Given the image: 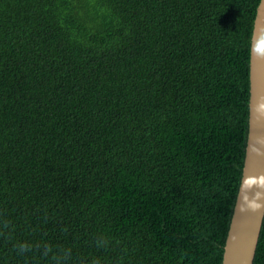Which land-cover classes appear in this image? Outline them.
<instances>
[{
  "label": "trees",
  "instance_id": "1",
  "mask_svg": "<svg viewBox=\"0 0 264 264\" xmlns=\"http://www.w3.org/2000/svg\"><path fill=\"white\" fill-rule=\"evenodd\" d=\"M258 3L0 0V264H222Z\"/></svg>",
  "mask_w": 264,
  "mask_h": 264
},
{
  "label": "water",
  "instance_id": "2",
  "mask_svg": "<svg viewBox=\"0 0 264 264\" xmlns=\"http://www.w3.org/2000/svg\"><path fill=\"white\" fill-rule=\"evenodd\" d=\"M255 10L249 56L247 140L222 264H252L264 217V0H259Z\"/></svg>",
  "mask_w": 264,
  "mask_h": 264
},
{
  "label": "clouds",
  "instance_id": "3",
  "mask_svg": "<svg viewBox=\"0 0 264 264\" xmlns=\"http://www.w3.org/2000/svg\"><path fill=\"white\" fill-rule=\"evenodd\" d=\"M257 51H259V49H257Z\"/></svg>",
  "mask_w": 264,
  "mask_h": 264
},
{
  "label": "bare ground",
  "instance_id": "4",
  "mask_svg": "<svg viewBox=\"0 0 264 264\" xmlns=\"http://www.w3.org/2000/svg\"><path fill=\"white\" fill-rule=\"evenodd\" d=\"M22 35H23V33H22ZM32 39V38H31Z\"/></svg>",
  "mask_w": 264,
  "mask_h": 264
}]
</instances>
